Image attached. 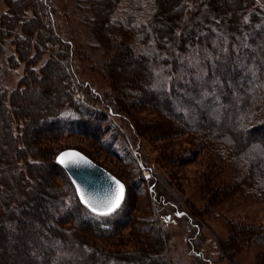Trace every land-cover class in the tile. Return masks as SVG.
Returning <instances> with one entry per match:
<instances>
[{
	"label": "trees",
	"instance_id": "obj_1",
	"mask_svg": "<svg viewBox=\"0 0 264 264\" xmlns=\"http://www.w3.org/2000/svg\"><path fill=\"white\" fill-rule=\"evenodd\" d=\"M76 1L87 7L83 19L108 53L109 93L78 80L75 47L50 0H4L0 13V55L10 44L8 62L25 64L17 87L0 88V264H176L165 255L163 206L145 200L136 212L145 188L156 190L155 170L146 166L149 181L140 169L126 180L105 166L124 182L126 195L116 213L95 217L56 160L70 148L58 142L86 135L114 157L124 143L126 155V131L113 117L127 116L133 141L147 135L170 148L184 136L196 141L198 148L177 158L172 149L169 162L196 159L204 149L214 159L204 176L209 201L201 213L244 190L264 197V9L257 0H152L149 10L150 0H136L145 12L137 21L131 12L113 17L119 0ZM121 62L134 66L119 72ZM39 121L44 126L36 129ZM227 169L232 181L217 186L215 177ZM230 231L226 250L264 241V225L236 222ZM10 236L19 240L8 242ZM257 259L264 264V252Z\"/></svg>",
	"mask_w": 264,
	"mask_h": 264
},
{
	"label": "rangeland",
	"instance_id": "obj_2",
	"mask_svg": "<svg viewBox=\"0 0 264 264\" xmlns=\"http://www.w3.org/2000/svg\"><path fill=\"white\" fill-rule=\"evenodd\" d=\"M50 1L56 8V20H58L65 38L70 40L75 47L74 60L77 65L78 73L76 75L78 80L89 84L94 92L102 94L111 92V80L105 67L108 53H105L104 49L98 45L99 43L89 29L88 23L83 19L85 14L88 13L87 7L83 4L79 5L76 0ZM257 2L264 9V0H257ZM145 4L144 7H148L149 10L153 9L152 0L148 4L151 7L147 3ZM140 5L136 0L133 3H130L129 0H119L114 9L113 17L121 18L131 12L138 16L135 20L144 19L143 6L140 10L138 9ZM5 9L4 0H0V13ZM79 50H83V54L79 55ZM12 52H14V46L8 44L5 53L0 55V88L7 89L9 92L17 87L25 69L24 63L14 67L11 66L7 56ZM47 58L48 54H44L36 64V68L41 66ZM116 66L119 72H125L127 66L132 68L134 65L131 63L125 65L124 62H121L117 63ZM85 90H88V87ZM75 95L77 99H84L81 91H77ZM174 97H179V94L175 93ZM140 115L154 117L152 113L149 114L144 111ZM113 119L121 132L126 131L127 145L124 148L126 155L119 146L124 143L115 144L118 154L114 157L101 148L98 140L80 134L67 135L59 140L58 144H65V147L70 148L85 149L96 158L98 163H101L100 166L111 169L126 180L129 179V172L136 173V170L140 169L141 175L149 181L153 174L146 166L148 165L155 170L154 174L159 180L156 190L151 192L150 186L145 188V196H141L140 201L137 203L136 212L138 213L141 204L145 200L153 203L155 199L163 206L162 225L168 241L165 255L170 257L176 264H256L258 262L257 258L264 252V241L251 244L247 249L240 252L226 250L224 242L229 239L230 224L232 223L264 225V197H257L254 193L244 190L240 194H231L228 197L229 200L201 213V210L207 207L209 201V194H206L208 190L203 183L204 176L209 172L212 166L210 163L214 160L206 152V149L199 151L196 159L194 157L187 158L183 162H179L180 164L174 159L177 163H172L166 157L172 149L175 150V156L188 154V150L198 148L195 144L196 141L191 143L190 139L184 136L176 144L173 143L171 148L168 141L146 140L147 135L141 141H133L127 131L131 128H129L127 116L123 118L114 116ZM43 126L44 122L39 121L36 129L43 128ZM260 135L264 137V131ZM135 143H139V147L142 148V157L146 163H143L141 157L139 158L136 153ZM163 145L167 149L164 155L161 148ZM232 179L231 170L227 169L225 174H217L215 182L217 186H223L231 182ZM213 190H216V188ZM133 195L138 194L133 192ZM136 199L139 200L138 197ZM46 204L41 206L42 210L45 209ZM178 213L183 215H178ZM39 224L40 222L35 223L36 227H39ZM9 238L8 242L12 241L14 243L19 240L15 236ZM123 243L125 244V242ZM102 244L108 245L106 243ZM127 246V248H130L132 244Z\"/></svg>",
	"mask_w": 264,
	"mask_h": 264
},
{
	"label": "snow or ice",
	"instance_id": "obj_3",
	"mask_svg": "<svg viewBox=\"0 0 264 264\" xmlns=\"http://www.w3.org/2000/svg\"><path fill=\"white\" fill-rule=\"evenodd\" d=\"M58 162L65 167L80 166L89 164L90 161L78 152H63L57 158ZM114 182L104 192L103 195L87 192L80 184H76V192L80 201L85 205L89 212L95 217H109L116 213L125 199V186L115 177H111ZM75 183V181H73ZM178 215H183L178 213Z\"/></svg>",
	"mask_w": 264,
	"mask_h": 264
},
{
	"label": "water",
	"instance_id": "obj_4",
	"mask_svg": "<svg viewBox=\"0 0 264 264\" xmlns=\"http://www.w3.org/2000/svg\"><path fill=\"white\" fill-rule=\"evenodd\" d=\"M74 151L80 153L82 156L86 157L89 164L80 165V166H69L65 167L64 165L58 162V157L63 152ZM57 162L65 169L68 173L75 189L76 184H80L82 188H84L87 192L97 193L103 195L104 192L109 188L111 184L114 182L111 180V177H115L116 180H119L124 184L118 177L108 171L106 168L100 166L96 162H94L90 157H88L82 151L76 148H66L61 150L56 156ZM125 186V184H124ZM78 195V194H77ZM125 195H126V186H125ZM79 198V196H78ZM80 200V199H79ZM124 202V201H123ZM82 203V202H81ZM83 204V203H82ZM84 205V204H83ZM85 206V205H84Z\"/></svg>",
	"mask_w": 264,
	"mask_h": 264
}]
</instances>
